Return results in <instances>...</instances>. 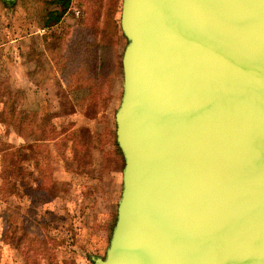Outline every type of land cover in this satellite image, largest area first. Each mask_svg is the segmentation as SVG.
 Wrapping results in <instances>:
<instances>
[{"label": "water", "instance_id": "obj_1", "mask_svg": "<svg viewBox=\"0 0 264 264\" xmlns=\"http://www.w3.org/2000/svg\"><path fill=\"white\" fill-rule=\"evenodd\" d=\"M120 29L122 189L91 260L264 264V0H122Z\"/></svg>", "mask_w": 264, "mask_h": 264}, {"label": "rangeland", "instance_id": "obj_2", "mask_svg": "<svg viewBox=\"0 0 264 264\" xmlns=\"http://www.w3.org/2000/svg\"><path fill=\"white\" fill-rule=\"evenodd\" d=\"M48 1L0 0V81L9 75V86L23 90L27 116L36 113L37 125L58 136L33 144L38 136L26 130L19 143L0 115V150L23 145L22 175L0 193V264H94L92 257L105 256L122 189L114 120L127 43L122 0H71L60 21L45 30L44 11L55 8ZM71 40L85 42L77 60L70 56L76 47ZM83 51L100 56V78L82 69ZM20 57L32 83L19 70Z\"/></svg>", "mask_w": 264, "mask_h": 264}, {"label": "trees", "instance_id": "obj_3", "mask_svg": "<svg viewBox=\"0 0 264 264\" xmlns=\"http://www.w3.org/2000/svg\"><path fill=\"white\" fill-rule=\"evenodd\" d=\"M14 3V2H13ZM94 1L92 2V4ZM71 4V0H50L46 2V5H53L55 6L54 9H48L44 11V26L49 27L54 24H57L61 16L64 14V12L69 8ZM59 7L60 9H58ZM88 20L90 21L91 19ZM83 41V40H82ZM85 42H75L71 40L70 45L74 48L75 44L76 47L74 51H69L70 56L75 58L76 60L79 58H76V56H80V50L79 48H83L85 50L84 44ZM80 48V49H81ZM73 50V49H72ZM76 50V51H75ZM79 50V51H78ZM88 51H83L84 58L81 57L79 61L80 63H83L82 69L87 72L91 70L94 71V76H98L100 78L101 74H103V66L100 62V56H96V54H87ZM95 51H93L94 53ZM98 58V64L96 67L93 65L94 60ZM90 59V60H89ZM103 59V56H102ZM92 63V64H91ZM91 64L90 66H88ZM24 95L23 90L17 88L13 89L9 86L7 82H2L0 81V115H2V121H5L8 119L9 125L12 127L14 131L19 136H26L25 131L28 130L30 131L29 134H34L38 136V141L34 142L33 144H45L46 142L57 140L58 136H54L51 134L52 130L45 131L41 126L44 125V123L37 125L36 121V113L31 114L30 116H27L22 109V103H21V97ZM5 115V116H4ZM38 120V119H37ZM2 121H0L2 123ZM36 122V123H35ZM35 124V125H34ZM48 132V133H45ZM33 135V136H34ZM116 148L118 152L121 154L117 144ZM22 147L21 146H10L7 148H3L0 150V193H4V189H6V185L8 183L9 179H18L22 174V171L20 169V164L22 161ZM36 164L38 165L37 161H35ZM44 169H40V172L42 173ZM49 178V176H46ZM45 178V180H49ZM44 180V178L42 179Z\"/></svg>", "mask_w": 264, "mask_h": 264}, {"label": "crops", "instance_id": "obj_4", "mask_svg": "<svg viewBox=\"0 0 264 264\" xmlns=\"http://www.w3.org/2000/svg\"><path fill=\"white\" fill-rule=\"evenodd\" d=\"M45 30H47V29H49L50 28V26L49 27H43ZM22 37H20L19 39H21ZM18 39V41H20ZM29 55H27V56H25V57H28ZM28 59V58H27ZM29 60V59H28ZM23 61H22V57H20L19 58V61H18V65H19V70H21V73L23 74V76L25 77H23L24 79H25V82H27V83H32L31 82V80H30V78L28 77L29 75L27 74L29 71H28V67H27V63H26V60H25V63H24V65H23V63H22ZM30 63H32L31 61H30ZM29 66V65H28ZM33 67H34V65H33ZM26 71H28L27 73H26ZM25 72V73H24ZM22 74H21V76H22ZM8 75V74H7ZM19 76H20V74H19ZM6 78H8V79H10V77H9V75H8V77H6ZM8 79H7V82H8ZM11 80V79H10ZM9 83V82H8ZM22 97H25V95H23ZM25 112V111H24ZM17 136H18V138L20 139L19 140V143H23L24 142V138H23V136H19L18 134H17ZM34 142H36V140L34 141ZM33 142V143H34ZM10 146H14V145H10ZM9 146V147H10ZM18 146H23V145H18ZM15 147H17V146H15ZM0 184H1V180H0Z\"/></svg>", "mask_w": 264, "mask_h": 264}]
</instances>
